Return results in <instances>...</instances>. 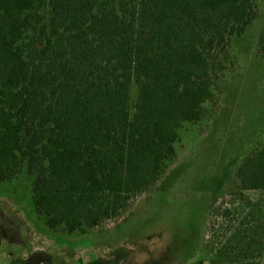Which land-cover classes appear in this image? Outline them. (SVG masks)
<instances>
[{"label":"trees","instance_id":"16d2710c","mask_svg":"<svg viewBox=\"0 0 264 264\" xmlns=\"http://www.w3.org/2000/svg\"><path fill=\"white\" fill-rule=\"evenodd\" d=\"M256 2L0 0V182L34 170L33 211L54 233L123 218L172 164L183 123L217 103ZM235 178L264 191V143ZM252 243L239 227L208 264H262Z\"/></svg>","mask_w":264,"mask_h":264},{"label":"rangeland","instance_id":"374dc122","mask_svg":"<svg viewBox=\"0 0 264 264\" xmlns=\"http://www.w3.org/2000/svg\"><path fill=\"white\" fill-rule=\"evenodd\" d=\"M224 61L217 103L183 123L172 164L123 218L83 235L54 233L33 211L34 170L0 182V264H208L211 245L239 227L260 241L253 261L264 264V191H240L235 178L264 143V0Z\"/></svg>","mask_w":264,"mask_h":264}]
</instances>
